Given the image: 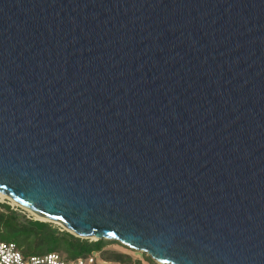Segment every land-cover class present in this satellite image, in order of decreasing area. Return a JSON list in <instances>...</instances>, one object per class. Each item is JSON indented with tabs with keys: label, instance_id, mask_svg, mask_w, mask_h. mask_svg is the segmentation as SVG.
I'll use <instances>...</instances> for the list:
<instances>
[{
	"label": "water",
	"instance_id": "obj_1",
	"mask_svg": "<svg viewBox=\"0 0 264 264\" xmlns=\"http://www.w3.org/2000/svg\"><path fill=\"white\" fill-rule=\"evenodd\" d=\"M0 194L157 264H264V0H0Z\"/></svg>",
	"mask_w": 264,
	"mask_h": 264
},
{
	"label": "trees",
	"instance_id": "obj_2",
	"mask_svg": "<svg viewBox=\"0 0 264 264\" xmlns=\"http://www.w3.org/2000/svg\"><path fill=\"white\" fill-rule=\"evenodd\" d=\"M0 240L15 243L24 256L57 252L67 260L97 255L100 260L108 261L110 255L105 250L106 247H122L118 242L104 239L91 241L76 237L65 230L59 231L54 224L26 218L5 204H0ZM141 255L148 264H157L146 254ZM111 257L113 262L129 259L125 254H113Z\"/></svg>",
	"mask_w": 264,
	"mask_h": 264
},
{
	"label": "built area",
	"instance_id": "obj_3",
	"mask_svg": "<svg viewBox=\"0 0 264 264\" xmlns=\"http://www.w3.org/2000/svg\"><path fill=\"white\" fill-rule=\"evenodd\" d=\"M0 264H108L96 255L76 260H67L57 252L41 255L24 256L21 249L13 242L0 240Z\"/></svg>",
	"mask_w": 264,
	"mask_h": 264
},
{
	"label": "rangeland",
	"instance_id": "obj_4",
	"mask_svg": "<svg viewBox=\"0 0 264 264\" xmlns=\"http://www.w3.org/2000/svg\"><path fill=\"white\" fill-rule=\"evenodd\" d=\"M0 204H5V205L10 206L11 209L16 210L18 213H20L21 215H24L26 218H31L33 220H38V221L46 222V221H43V220L37 218L36 216H34L33 214L27 212L26 210L20 208L19 206L15 205V204H12V202L10 200H8V199H1L0 198ZM52 224H54V226H56L57 228H59V231H64V228L61 227L59 224H57V223H52ZM89 240L95 241L94 239H89ZM105 250L110 255L109 260L108 261H105L108 264H148L144 260L143 255H141L143 253H140V252H136V251H132V250L123 248V246L121 247V246H118V245H110V246L106 247ZM113 254H125L126 256H128L129 259L123 260L122 262H113V261H111L112 260L111 259L112 258L111 256H113ZM96 257H98V256L96 255ZM98 259H99V257H98Z\"/></svg>",
	"mask_w": 264,
	"mask_h": 264
},
{
	"label": "bare ground",
	"instance_id": "obj_5",
	"mask_svg": "<svg viewBox=\"0 0 264 264\" xmlns=\"http://www.w3.org/2000/svg\"><path fill=\"white\" fill-rule=\"evenodd\" d=\"M0 198L1 199H8L6 196H4V195H2V194H0ZM9 200V199H8ZM11 201V200H10ZM12 202V204H15V205H17L16 203H14L13 201H11ZM18 206V205H17ZM37 218H39V217H37ZM39 219H41V220H43L42 218H39Z\"/></svg>",
	"mask_w": 264,
	"mask_h": 264
}]
</instances>
